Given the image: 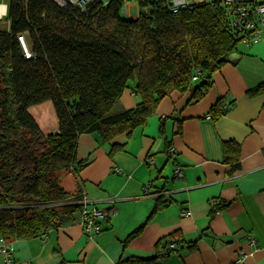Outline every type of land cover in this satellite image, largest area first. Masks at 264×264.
<instances>
[{"label":"trees","instance_id":"trees-1","mask_svg":"<svg viewBox=\"0 0 264 264\" xmlns=\"http://www.w3.org/2000/svg\"><path fill=\"white\" fill-rule=\"evenodd\" d=\"M125 1L93 0L83 8L71 3L61 6L55 0L5 1V25L0 27V236L4 240L43 235L72 223L78 215L81 218L85 193L78 188L68 191L61 180L66 173L78 177L88 164L78 155L80 137L92 134L98 143L108 144L107 154L113 156L125 145L117 138L143 127L165 96L178 92L185 95V104L199 101L211 87L213 73L242 42L225 0L192 2L175 12L167 0H136L134 17L124 16ZM19 35L25 39L28 57ZM126 91L134 106L121 102ZM259 93H264V81L248 90L252 96ZM45 101L53 105L55 131H43L30 112L31 106ZM229 108L219 98L207 115L217 120ZM165 120L160 118V129ZM223 150L225 161L236 170L240 145L226 140ZM166 152L173 153L169 146ZM167 203L156 197L148 218ZM226 204L212 205L210 216ZM106 216L93 220L99 232ZM145 223L126 240L138 236ZM177 233L158 240L152 256L137 260L157 264L172 250L169 243L180 241Z\"/></svg>","mask_w":264,"mask_h":264},{"label":"crops","instance_id":"crops-1","mask_svg":"<svg viewBox=\"0 0 264 264\" xmlns=\"http://www.w3.org/2000/svg\"><path fill=\"white\" fill-rule=\"evenodd\" d=\"M236 52L237 61L213 73L199 101L185 104L178 92L165 96L143 127L117 138L125 145L113 156L107 154L108 144L82 135L78 155L88 164L78 177L66 173L61 180L68 191L85 193L87 208L106 209L104 229L94 236L85 233L78 215L46 234L11 239L19 263L117 264L128 258L120 264H143L138 256H152L158 240L177 231L176 248L157 264H233L241 250L247 254L245 264H264V93L248 94L264 81V35L239 42ZM219 98L230 104L229 110L217 120L208 118ZM121 102L134 106L129 91ZM161 117L166 119L162 129ZM226 140L240 145L236 170L225 161ZM167 146L173 153L167 154ZM114 165L122 171H113ZM177 165L183 169L180 177L173 173ZM158 196L168 203L148 218ZM218 201L227 204L211 217ZM145 221L141 233L127 241Z\"/></svg>","mask_w":264,"mask_h":264},{"label":"built area","instance_id":"built-area-1","mask_svg":"<svg viewBox=\"0 0 264 264\" xmlns=\"http://www.w3.org/2000/svg\"><path fill=\"white\" fill-rule=\"evenodd\" d=\"M59 5L65 6L68 3L76 4L79 7H85L89 2L93 0H55ZM206 0H167L169 3V8L172 11H177L178 9L192 3V2H202ZM226 9L230 15L231 24L235 31L239 32L241 35V41L244 43L255 42L264 35V0H225ZM128 12V10H125ZM21 46L24 50L25 56H30L25 39L22 35L18 36ZM211 118L210 115H207ZM174 150L173 148L171 149ZM116 172H121V167L113 166ZM175 176H182L183 169L181 166L177 165L173 171ZM81 203L84 204L82 209L81 224L85 233L89 235H95L99 233V229L93 225V220L96 217H104L107 214L106 209H91L86 207L87 197L81 198ZM184 215L189 214L188 211L183 212ZM248 241L250 244H255L256 239L253 235L248 234ZM171 249L176 248V242L169 243ZM0 252L4 257V264H20L19 261L14 256L13 247L8 240H4L1 237ZM247 254L241 250L236 258L233 260V264H245Z\"/></svg>","mask_w":264,"mask_h":264},{"label":"rangeland","instance_id":"rangeland-1","mask_svg":"<svg viewBox=\"0 0 264 264\" xmlns=\"http://www.w3.org/2000/svg\"><path fill=\"white\" fill-rule=\"evenodd\" d=\"M6 1V0H0ZM124 9H128L127 13H123L126 17H134L138 14L137 1L127 0ZM5 17V16H3ZM4 18H0V27L4 26ZM30 112L36 117L37 122L43 131H55L57 128V118L50 101H45L30 107ZM81 156V155H79ZM64 175V174H63Z\"/></svg>","mask_w":264,"mask_h":264},{"label":"water","instance_id":"water-1","mask_svg":"<svg viewBox=\"0 0 264 264\" xmlns=\"http://www.w3.org/2000/svg\"><path fill=\"white\" fill-rule=\"evenodd\" d=\"M236 56H239L237 54V52L230 53V55L228 56V61H231V62L235 63L237 61V57Z\"/></svg>","mask_w":264,"mask_h":264},{"label":"bare ground","instance_id":"bare-ground-1","mask_svg":"<svg viewBox=\"0 0 264 264\" xmlns=\"http://www.w3.org/2000/svg\"><path fill=\"white\" fill-rule=\"evenodd\" d=\"M5 11H6L5 3L4 2H0V17L5 15Z\"/></svg>","mask_w":264,"mask_h":264}]
</instances>
